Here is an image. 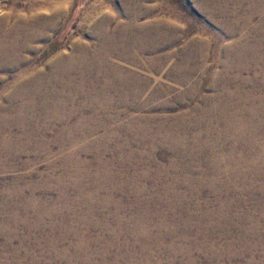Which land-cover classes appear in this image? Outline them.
Wrapping results in <instances>:
<instances>
[{
	"label": "bare ground",
	"instance_id": "1",
	"mask_svg": "<svg viewBox=\"0 0 264 264\" xmlns=\"http://www.w3.org/2000/svg\"><path fill=\"white\" fill-rule=\"evenodd\" d=\"M202 1L203 2L201 3L209 8L210 13L214 12L215 15L229 20L232 25L240 26L241 31L237 32L235 30H232L231 32L232 34H239V36L233 38L231 43H229L228 45H226L225 43L226 46H221V48L224 49L227 55V59H224L225 67L234 68L237 71L236 75L233 78H226L228 80H224L226 84H229L226 85L229 87L228 89H224L217 95L213 94V96H208L203 99V104L205 106H203L204 108H195L196 106L194 107L196 111H200V114L203 117L199 118L201 129L199 131L197 130L198 132H195L193 136L191 135L192 137L188 141V143H186L188 139L186 137L183 138L181 136L182 134L180 135L179 133L180 131L177 132L178 129L180 130L181 128H185L183 124L184 119L182 118L185 116L184 114H187L188 112L179 114L178 116L173 118L174 121H171V123H165V125H167L166 127L169 129L166 134L161 136V132L158 133V131H161L159 129L157 130V132L149 133V136H151L150 138L152 139L150 141L151 143H166L169 146L171 153L173 154L172 156L170 155L171 157L168 156V158H166L165 156L167 162L162 164L163 167L159 165L162 167L161 169H165L168 172L175 171L178 173V175L183 176L182 178H180L179 176L175 177L177 176V174H175L168 177L169 180L167 179L168 181L164 185V188L166 189L164 191V194L166 196L168 194L169 197H172V199L173 197L175 198L176 195H178L172 183L175 182L180 186L189 187L188 190H191V195L199 197L202 186H208V184H210L212 185V188L214 189L216 194L219 195V197H221L222 195H224V198L226 197L225 199L227 202L225 201L224 203L220 204V210L223 211L228 207L230 208V206L236 204L241 205L246 201L254 203L253 199L255 198L254 195L256 192H258V195H260V199L261 197L264 199V81L258 82L248 75H243L244 73H247L249 71V64L251 60H254V63L252 62L254 65H250L251 67H260L264 70V0ZM110 15L103 14L101 15V17L94 19L93 23H91L93 33H95V36L99 38L98 43H96L95 45H90L91 42L90 44L81 41L75 42L74 46L72 47L74 49L70 54L59 53L55 56L53 61L51 60L52 62L50 63V69L48 72L38 70H34L31 72L28 71L30 67L28 66V60L26 59L27 57H24V55L26 54L23 55V53L29 51L32 48L31 43L33 39L36 38L35 35H33L31 32H28L29 30L26 31L25 29L24 31L20 32L18 29L11 28L8 32H0V68L7 70L23 68L22 73L19 74L17 72L18 74L13 75L10 82H8L9 84H3L2 90L0 91V175L2 173L7 175L6 180L0 181V235L4 238L2 245L0 244V247L5 248L4 251L7 250L6 254H3L0 251V264H31V262H33L34 253L32 252V248L34 247V245H37V243L41 241V235L44 240L53 247V249H51L52 254L54 255H58L61 253L65 254L66 252L86 254L88 253L87 251L89 249H97L95 248L96 246L99 247L97 249V253L100 252L103 254L108 248H115V255L113 254V260L116 261L115 263H117L119 261V258L121 257V253L123 252V250L121 249L123 248L122 246H125L129 249L133 246L137 247V245H139L142 251L150 253L149 245H151L153 242L157 243V245H161V242H163L166 238H169L170 233L174 231L173 230L169 232L170 230L168 231L167 229L164 232V224L162 220L159 223L155 224V226L153 225L155 228L150 226L147 220L149 212L145 210V205H140V201L142 202V200L144 199V191L140 186H132V190H124L123 183L116 182L114 181L115 179L110 180L108 179L109 177L107 178L106 176V181H104L105 183H102L104 184V186H106V195L104 197L101 196L103 197L102 205L107 207L110 204L111 206H113L114 210L111 216L107 217L108 219H106V216L103 215L102 212L104 211V208L102 209L100 205H97L99 209L94 211V215L96 216V218H93L95 216H89L91 215V213L89 211V214L86 209L82 211H78L79 209L75 210V208L70 205V198L66 195L69 192L71 193V191L68 190L69 192L64 193L68 189L67 185L73 188H75V186H78V188L76 189H79L80 192L82 188L86 186L85 183L87 181L89 183L91 179L88 178V174L84 173V171L80 173L81 178H83L81 179V181L84 184L83 186L78 184L79 179L77 178V176L79 172L77 173V166H83V163H85L79 158L80 152L78 153V150L87 148V145L80 144L79 137L89 138L92 143L99 146L103 145V147L107 148V142L114 138V129L118 130L119 132L121 131L123 134L124 131H130V129L136 125L137 121L142 119L140 116L126 118L128 119L126 122L117 123L116 127L115 124H112L110 121L108 122L103 120L106 116H108L106 114L107 110L111 108V105L113 106V103L115 105L118 101H120L122 104L126 105L125 102L128 101V103L130 104L131 102L129 100L132 98L137 99L136 97L140 92L138 89L139 86L138 88H135L140 80V76H138L136 67H129L127 69L123 66L122 63L117 64L115 60L124 59V61L126 62H140L142 59V54L144 52L148 51L156 53L159 50L163 39H165V37L167 36V34L162 29V23L160 22V20L151 23H147V21L145 23H140V16L138 17V15L136 14H132L126 21L116 24V26L111 29L112 17ZM191 46L192 43L187 45V47ZM194 54L191 53L188 58L194 59ZM158 57L156 56L155 59L152 60L155 61L158 59ZM142 60L144 61V58ZM186 64L187 63L185 61V58H183L178 62L177 65L175 64V68H177L178 70L180 68L183 69L182 67L185 68ZM143 69L146 68L143 67ZM186 69L189 68L186 67ZM251 71L254 72V70L252 69ZM258 73L261 74L260 72ZM183 76L178 77L177 81L189 83V79H191V77H189L188 79V77ZM181 82H179V84ZM231 84H234V88H231ZM250 86L252 88L247 89V87ZM253 86H255L256 92H253ZM135 89H138V91H136ZM112 92L120 95L117 101H113L112 95L109 94ZM145 106L147 105L145 104ZM88 108H91V110L95 112L93 116L84 117L83 114H80L81 116L74 118L76 122L74 121V124L68 126V121H70V119H72L75 114L81 113L83 110L85 112ZM37 113H40L39 116L43 117L44 122L54 121V123H56L58 121L59 123H61V125L57 123V131L55 137L53 138L55 142L58 143L59 148H66L64 147L66 137L68 140L67 142H70L76 148H70V151L63 155V159L62 161H60L64 165V169H62L61 173L57 177H55V180L57 181L56 184L61 185L62 188V180H66L67 182H69L67 185L65 184V191L63 190L64 188L62 189L63 194L57 197V200L55 199L56 203L62 205V207L68 208V210L73 214H78L77 212L82 213L78 217L76 224L75 222L74 224L71 223V221L70 223H68L69 227L67 228V230L73 231L74 240H72V242L70 241L67 246L65 244H62L63 246H65L63 248H58V241L63 238L66 239L65 233H58L56 237L57 240L56 238L55 240H53V238L49 237V233L55 230L54 227L56 226V224L51 222L48 225V222L44 220L46 216L49 217V215H57V213L54 212L51 206L52 203L50 204L49 202L42 200V198H40V200L37 199L34 196V190L37 187H35L33 182L29 180L26 181L25 179H19V176L16 173L18 169V160L20 158V153H24L25 151H27V147L31 145L29 144V142L31 141V139L29 138H33V136L35 135V132L33 130L35 128V124H38L37 117L39 116H35ZM116 117L119 116H115V118ZM187 128L189 127L187 126ZM101 130H103V134L97 135ZM72 133H74V135H72ZM147 137L148 136H146L145 138ZM114 139V145L116 146L115 149L117 150V152H119V156H113L114 158L111 157V159L103 160V162L108 166L110 164L119 163L118 165L120 167H127V163L125 162H131L132 158H135L134 156L136 155H131V157L128 156L130 153L125 154V146L121 145L122 143H124L122 141L123 139L121 140V144L119 138ZM153 143L152 145L154 146L155 144ZM35 145L36 143L34 144V146ZM38 145L42 146L40 142ZM224 149L227 151L223 152ZM100 154H96L97 156H95L93 162H102V157L100 156ZM150 156L154 157L155 155L153 153L150 154ZM28 162L29 161L27 159L25 163L27 164ZM99 166H101V164ZM195 166H197L198 170L204 172L202 175L203 178L199 176L198 178L191 177V175L193 174V168ZM103 169L102 171H104ZM127 171H129V168ZM97 175L98 173L95 176ZM128 175V181H133L134 179L136 180L137 178L144 177L143 173L139 171L137 172L135 169L134 171L132 170ZM21 180H25L24 184L22 185L20 184V182H22ZM117 192L121 193L122 195L125 194L128 196H133L132 201L135 202L131 203L132 201L130 200L128 202L127 200L123 199V197V201L118 200L116 198ZM82 196H77L78 198L73 199L71 201V204H79L80 206L85 205L86 202L82 204L83 200H79V198H82ZM93 196V202L99 201L97 200L99 199L97 194H93ZM182 199L183 197L181 198V200ZM84 201L89 202L87 199ZM95 205L91 204L90 202L87 208L90 207L92 209ZM124 206L131 207V210L128 212V215L126 214L125 216H122L121 212L123 211L122 207ZM141 206H143L142 209H140ZM225 206L228 207L224 208ZM104 213L106 214V212ZM160 217L163 216L160 215ZM252 219L255 221L258 218L254 217ZM98 226L101 227V229H99V232H97ZM248 226L250 227L244 228L242 230L244 234H247L248 232L252 233V231L254 233L259 232L256 224H250ZM203 229L205 230V228ZM37 230H48L46 232L48 234L43 232L41 235H36ZM89 231H93V235H91V237H87V232ZM106 232L111 235L106 237ZM151 237H153V241L148 245ZM249 237L250 239H248V244L250 246H255V242H253V240H260L259 237L255 236L254 234L250 235ZM180 238H173V246L171 247V249L169 248L171 254L175 252V241L182 242V237ZM186 243L187 242H185V244ZM262 246L264 250V245ZM161 247L159 246V248ZM243 250L246 251V249ZM129 257L131 258L133 256L130 255ZM91 260H93L91 258V255H86L85 257H83V264H90Z\"/></svg>",
	"mask_w": 264,
	"mask_h": 264
},
{
	"label": "rangeland",
	"instance_id": "2",
	"mask_svg": "<svg viewBox=\"0 0 264 264\" xmlns=\"http://www.w3.org/2000/svg\"><path fill=\"white\" fill-rule=\"evenodd\" d=\"M201 2L203 1L202 0H0V32H8L10 31L11 28L18 29L20 32L24 31L25 29L26 31L29 30L28 32H31L33 35L36 36V38H34L35 40L33 39L31 43L32 50L30 49L29 51L23 53V55L26 54L24 55V57L25 58L27 57L26 59L28 60V66L30 67V69L28 70L29 72L34 70L48 72L50 69V63L53 61L55 56L59 53L70 54L74 49L72 48L74 46V43L77 41L87 42L88 44H90L91 42L90 45H95L96 43H98L99 38L95 36V33H93L92 31L93 29L91 28L92 27L91 23H93L94 19L101 17V15L103 14L104 15L111 14L110 15L112 17V24H111L112 28L110 26L111 29H113L114 26H116V24L126 21L129 18V16H131L132 14H136L138 15V17L140 16L139 17L140 23H145L146 21L147 23H151L160 20V22L162 23V29L167 34L165 39H163V42L161 43L159 50L156 53L146 51L142 54V59L144 58V61L142 59L140 62L133 61L132 63L128 61L130 63L129 64L128 62L124 61V59L115 60L117 64L122 63L123 66L126 67L127 69L129 67H136L138 76H140L139 83L135 87L138 88L139 86L138 89L140 91L139 95L136 97L137 99L135 98L130 99L129 100L131 102L130 104L128 103V101L127 102L124 101L126 105L122 104L120 101H118L115 105L113 103V106L111 105V108H109L106 113L109 117L106 116L104 119L102 118L105 121L108 122L110 121L112 124H115V127L117 126V123L126 122L128 120L126 118L138 117V116L142 118L137 121L136 125L133 128H131L132 131L130 129V131L128 132L124 131L122 134L121 131L119 132L118 130L115 129L113 130L114 138H119L120 141L123 139L122 141L124 143H122V141L119 142L120 144L122 143L121 144L122 146H125V150H124L126 152L125 154L130 153L128 156L136 155L134 156L135 158H132L131 162L130 161L129 163L125 162L127 163L126 165L127 167H120L118 165L119 163L110 164L109 167L108 165H105L103 162V160L111 159V157L114 158L113 156L115 157L119 156L118 154L119 152H117V150L115 149L116 146L114 145L115 142L114 138H112L109 142H107L108 145L107 148H105L103 147V145L99 146L92 143L89 138L79 137L80 144L87 145V148L83 150H78V153L80 152L79 154L81 155V156L79 155V158L85 162L83 163L84 164L83 166L82 165L77 166L78 167L77 173L79 172L77 176V178L79 179L78 184L82 186L84 184L81 181V179L83 178H81L80 176V173L84 171H85L84 173H87L88 178L89 179L91 178L92 181L90 179L89 181L90 184L87 181L85 183L86 186L84 185L85 187H83L82 190L79 192V189L78 190L76 189L78 188V186H75V188L70 187L67 185L69 182H67L66 180H62L63 183L61 184L64 188L63 189L61 185L56 184L57 181L55 180L56 179L55 177H57L61 173V170L64 169V165L61 162L63 159V155L69 152L70 148L74 146L70 142H67L68 140L66 137L65 139L66 142L64 145V147L66 148H61V147L59 148L58 143L55 142L53 138L55 137L57 131L56 128L58 127L56 125L58 124L61 125V123H59L58 121L56 123H54V121L44 122L43 117L39 116V114L42 113L40 112L35 115V116H39L37 117L38 118L37 123L40 126L38 124H35L34 130L32 129L35 132L36 136L34 135L33 138H29L31 139V141L33 140L32 142L31 141L29 142V144H31L32 146L28 145L29 147H27L28 148L27 151H25L24 153L22 152L23 154L20 153L19 156L20 158L18 160V169L16 173L18 174L19 179H25L26 181L29 180L33 182L35 187H37L34 190L35 191L34 196L37 199L40 200V198H42V200H45L50 204L52 203L51 206L54 212L57 213V215H54L55 217L53 215H49V217L46 216L44 220L48 222V225L51 222L56 224V226L54 227L55 230L49 233V237L53 238V240H55L58 233H65L66 239L63 238L60 239V241H58L59 243L58 248H63L65 247L63 246L64 244L67 246L70 243V241L72 242V240H74L73 231L67 230V228L69 227L68 223H70L71 221V223L74 224L75 222L76 224L78 217L82 213L81 212H77L78 214L71 213L68 210V208L62 207V205L56 203L57 200L56 198L63 194V190L65 191L67 185L68 189L64 193L71 191V193L69 192L70 194L67 193L66 195L70 198L67 199L70 200V205L73 206L75 210L79 209L78 211H82L86 209L88 213L89 211L91 213V215L89 216L93 217L95 216L94 211L99 209L97 205H100L102 209L104 208L103 209L104 211L102 212L103 215L106 216L105 217L106 219H108L107 217L111 216L114 210H113V206H111L110 204L107 207L102 205L103 197L106 195V188H105L106 186H104V184L102 183H105L104 181H106L105 179L106 176L107 178L109 177L108 179L110 180L115 179L114 181L123 183L124 190H129V189L132 190V186L134 187L140 186L141 188H143L144 199L142 200V202L140 201V205L141 204H143V206L145 205L144 206L145 210L149 212L147 220L150 226L155 228L154 227L155 224L159 223L162 220L164 224L163 225L164 232L167 229L168 231L170 230L169 232L173 230L174 231L170 233L169 238H166L163 242H161V245H157V243L155 242L152 243L153 237H151V239L149 240L150 243L148 242V245L152 243L151 245H149L150 253L142 251L139 245H137V247L133 246L129 249L126 248L125 246H122L123 248L121 249L123 250V252L121 253V257L119 258L118 261L119 263L118 262L115 263L116 261L113 260L115 255V248H108L107 250H105L107 253L105 252L103 254L100 252L97 253V249L99 247L94 246L97 249L94 248L89 249L87 251L88 253L86 254H78L77 252H72V253L66 252L65 254L61 253L58 255H54L52 254L53 247L49 243H47L41 235L43 232L46 233L48 230H43V231L37 230L36 235H41V241L38 242L37 245H34L33 247L34 249L32 248V252L34 253H33V262H31V264H69V263L83 264V257H85L86 255L88 256L91 255V258L93 259L90 261V264H264V250L262 246L264 245V202H263L264 199L262 197L260 199V195H258V192H256L254 195L255 197L253 199L254 203L246 201L243 202L241 205L236 204L230 206V208L228 206H225L224 208L227 207L228 208L221 211L220 204L226 201L225 199L226 197L224 198V195L219 197V195H217L214 189L212 188V185L208 184V186L207 185L202 186V190L198 197L191 195L192 192L191 190L190 191L188 190L189 187L180 186L179 184L171 181L173 183L174 189H176L178 193V195H176L177 198L173 197L172 199V197L171 196L169 197L168 194L167 196L164 194V191L166 190L164 188V185L169 180L168 177H170L171 175L177 174V176L175 177L179 176L180 178H182L183 176L178 175V173L175 171L168 172L165 169L163 170L161 169L163 167L162 164L167 162L166 158H168V156L171 157L173 154L171 153L170 148L166 143L152 142L153 144H155L153 146L152 143L150 142L152 139L150 138L151 136H149L150 135L149 133L157 132V130L160 129L161 131H158V133L161 132L160 133L161 136L166 134L169 129L166 127L167 125H165V123L168 122L171 123V121H174L173 118H175L179 114H183V112H188L187 114H184L185 116L182 118L184 119L183 124L185 128H181L180 130L179 129L177 130V132L180 131L179 133L180 135L182 134L181 136L183 138L186 137L188 139L186 142L188 143V141L191 139L193 134L201 129L199 118L203 116H201L200 111L198 110L199 111L198 113V111H196L195 108L204 106L203 99L205 97L213 96V94L217 95L219 94V92L223 91L224 89H228L229 87L226 85L229 84H226L224 80L226 78L228 79L233 78L236 75L237 71L234 68L227 67L229 68L227 69L225 67L224 59L225 58L227 59V55L224 49L221 48V46L228 45L229 43H231L233 38L239 36V34H232L231 32L232 30H235L237 32L241 31L240 26L232 25L229 20H226L223 17H219L215 15L214 12L210 13L209 8L203 5ZM3 29H5L6 31ZM89 31L92 33H90ZM191 43L192 46L187 47V45ZM196 47L199 50H197ZM187 48L189 49V51ZM191 53L193 54L195 53L194 59L188 58V56ZM156 56L157 57L159 56L158 57L159 60L157 59L153 61L152 59H155ZM183 58H185L187 64L185 68L182 67L183 69L180 68L178 70L177 68H175V66ZM253 61L251 60L249 64V71L247 73H244L243 75H248L249 77L254 78L258 82H263L264 79L261 78H264V73H263L264 70L260 67L259 68L251 67L250 65L252 66L254 65ZM143 67H145L146 69H143ZM186 67L189 69H186ZM22 69L23 68L7 70L0 68V91L2 90L3 84H7L8 82H10L13 75H16L18 73L21 74ZM251 69L254 70V72L251 71ZM258 72H260L261 74H259ZM182 74L185 75L183 76ZM180 76L188 77V79L189 77H191V79H189V83L177 81V78ZM179 82L181 83L179 84ZM186 84L189 86H187ZM230 86L231 88H234V84H231ZM253 87H254L253 92H256L255 86ZM249 88L251 89L252 87L251 86L247 87V89ZM138 89L135 90L138 91ZM190 89H192L193 91ZM109 94L112 95L113 101H117L119 99L120 96L119 94H116L115 92ZM184 95L187 96L185 97ZM133 101L136 102L134 103ZM145 104L147 106H145ZM86 110L87 111L85 112L83 110L81 113L75 114V116H73L72 119L68 121V126L74 124L76 122L74 118L79 117L82 114L84 117L85 116L91 117L95 113L94 111L91 110V108H88ZM115 116H119V117L115 118ZM157 121L160 123H158ZM186 125L189 128H187ZM74 133H72V135H74ZM101 134H103V130L99 131L97 135H101ZM145 135L148 136L149 138L148 137L145 138L146 137ZM39 142L42 144V146L38 145ZM35 143L36 145L34 146ZM226 151L227 150L224 149L223 152ZM151 152L154 153L155 155L154 157L156 158L150 156V154H153ZM142 153L144 156L142 155ZM96 154L97 155L100 154V156L102 157L101 158L102 162L99 163H97L96 161L93 162L95 156H97ZM27 159L29 162L26 164L25 162ZM100 164L101 166H99ZM159 165H161L162 167ZM128 168L129 171H127ZM102 169L104 171H102ZM130 169L131 171L132 170L134 171L135 169L137 172L139 171L143 173L144 177L137 178L136 180L134 179L135 181L129 180L130 181L129 182L128 174L131 173ZM97 173L98 175L95 176ZM100 173L103 175H101ZM203 173H204L203 171L198 170L197 166H195L193 168V174L191 175V177L198 178L199 176L203 178L202 177ZM6 177L7 175L2 173L0 175V181L6 180ZM25 180L24 181L21 180L22 182H20V184L21 185L24 184ZM99 180L101 183L99 182ZM75 193L77 194L78 197H81L83 195L82 198H79V200L82 199L83 200L82 204L85 202L87 204L85 203V205L82 206H80L79 204L76 205L71 204V201L73 199L78 198ZM93 194L98 195L99 199L97 200L99 201L97 202H93L94 200L92 201V199H94ZM117 194H116L117 197L116 196L115 197L118 200L123 201V199H125L129 202V200L132 201L133 199V196L130 195L129 196L125 194L122 195L121 193L118 192ZM182 197L183 199L181 200ZM86 199L89 202L84 201ZM90 202L93 205L96 204L92 209L90 207L87 208ZM134 202L135 201H132L131 203ZM177 204H178V208H177ZM143 206H141L140 209H142ZM56 208L59 210H57ZM122 210L123 211L121 212V214L122 216H125L126 214L128 215V212L131 210V207L124 206L122 207ZM104 212H106V214ZM185 212L187 215L185 214ZM247 213L249 218L247 217ZM160 215H162L163 217H160ZM251 216L257 217L258 219L254 221L252 219L254 217ZM93 218H96V216ZM250 224H256V226L258 227L257 229H259V232L254 233L252 231V233L248 232L247 234H244L242 230L244 228L250 227L248 226ZM202 227L205 228V230ZM99 229H101V227L98 226L97 232L100 231ZM253 234L259 237L260 240H253V242H255V246H250L248 244V239H250L249 236ZM91 235H93V231L87 232V237H91ZM109 235L111 234H108L106 232L105 236L108 237ZM180 237H182V242L175 241L174 243V246L176 247V248L174 247L175 252L171 254L170 249L173 246V242H172L173 238L179 239ZM3 240H4L3 236L0 235L1 245L3 243ZM185 242L187 243L185 244ZM159 246L160 247L162 246L163 248L162 247L159 248ZM0 248H1L0 251L3 254L7 253V250L4 251L5 248L3 247ZM243 249H246V251ZM130 255H132L134 258L133 257L130 258L129 257ZM171 255L175 257L173 258Z\"/></svg>",
	"mask_w": 264,
	"mask_h": 264
}]
</instances>
